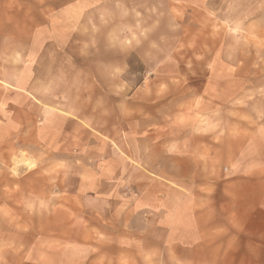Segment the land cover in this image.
<instances>
[{"label": "rangeland", "instance_id": "374dc122", "mask_svg": "<svg viewBox=\"0 0 264 264\" xmlns=\"http://www.w3.org/2000/svg\"><path fill=\"white\" fill-rule=\"evenodd\" d=\"M0 264H264V0H0Z\"/></svg>", "mask_w": 264, "mask_h": 264}, {"label": "crops", "instance_id": "0c3cea01", "mask_svg": "<svg viewBox=\"0 0 264 264\" xmlns=\"http://www.w3.org/2000/svg\"><path fill=\"white\" fill-rule=\"evenodd\" d=\"M244 227H248L249 228V232L252 233V226H244ZM256 235V234H255ZM238 235L236 233L233 234V238H234V242H232V246H231V259L233 261L236 260V258H239V253L238 251L241 250V247L239 246V239L237 237ZM261 237V236H260ZM253 245H256V242H253V241H249V243H246L243 248H242V251H246L247 253L248 252H251L252 251V247H254Z\"/></svg>", "mask_w": 264, "mask_h": 264}]
</instances>
